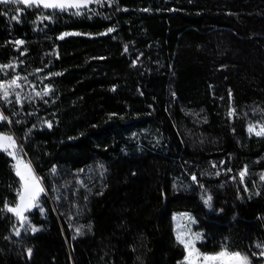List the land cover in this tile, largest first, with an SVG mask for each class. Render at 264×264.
Returning a JSON list of instances; mask_svg holds the SVG:
<instances>
[{"label":"trees","instance_id":"obj_1","mask_svg":"<svg viewBox=\"0 0 264 264\" xmlns=\"http://www.w3.org/2000/svg\"><path fill=\"white\" fill-rule=\"evenodd\" d=\"M75 11L0 3V66L14 65L0 83L50 87L0 99V131L45 189L30 229L14 233L4 205L19 178L0 151V264H178L174 210L193 214L199 251L226 246L262 264L264 136L248 128L264 125V0Z\"/></svg>","mask_w":264,"mask_h":264},{"label":"snow or ice","instance_id":"obj_2","mask_svg":"<svg viewBox=\"0 0 264 264\" xmlns=\"http://www.w3.org/2000/svg\"><path fill=\"white\" fill-rule=\"evenodd\" d=\"M93 2V0H0V3L8 4H23L27 7L32 6H43L44 8L51 9H59L61 11H69L70 9H76L73 12V15L81 14V10L87 8L88 4ZM95 2L99 3L100 0H95ZM19 12L20 9H17ZM44 19H48L49 17H43ZM12 20H17V16H12ZM112 31V29H109ZM63 35H69V33H65ZM63 38V37H60ZM24 43L23 40H16L15 44L20 46ZM14 67V65H3L0 66V71ZM56 75H59L57 73ZM19 86L17 84V80L13 79L9 82L8 87L11 86ZM45 95L48 94V90L46 89L44 92ZM40 95V93H37ZM9 96V91L5 88L4 83H0V99H7ZM20 97L17 93V102H19ZM233 114L232 111L229 112V116ZM7 117L3 116L0 113V120H6ZM50 126V125H49ZM248 131L250 134L254 133L256 136H264V125H249ZM0 151L6 152L13 159L17 160V164L13 167L16 169L17 176L20 177L21 187L17 190L18 202L15 207H10L7 202H5L4 210L7 212L14 213L18 219L21 221L27 222V216L24 215L25 212L30 211L34 207L39 206V197L41 194L45 192L44 187L41 185V182L38 177L32 172L29 165H23L24 171L21 170V165L23 164L17 157V146L16 141L13 136L7 135L4 133H0ZM55 171V169H53ZM246 175V169L241 171L240 176L241 180ZM196 178L193 177V180ZM261 180H264V175H261ZM211 196L205 199L204 203L206 205H210ZM40 211L43 213L44 209L41 208ZM185 216L187 214H184ZM190 219V218H189ZM194 222V221H193ZM38 229L32 228L31 231L36 232ZM79 233V229H77ZM18 234V231H17ZM177 242L182 245L185 251V256L183 261L179 262V264H251V260L248 255L242 254L240 252H232L229 251L225 246L221 248L219 252L208 254L201 253L199 249L196 247V242L203 240V235L201 233H192L190 230L186 233H177ZM257 247H261L257 245ZM31 250L29 249V253ZM255 255V253L253 254ZM260 256H264V249L259 253Z\"/></svg>","mask_w":264,"mask_h":264},{"label":"rangeland","instance_id":"obj_3","mask_svg":"<svg viewBox=\"0 0 264 264\" xmlns=\"http://www.w3.org/2000/svg\"><path fill=\"white\" fill-rule=\"evenodd\" d=\"M57 10H59V9H57ZM65 33H73V31L72 32H65ZM65 33H63V34H65ZM13 79H16L17 80V84L19 85L18 87L15 86V85H13L11 87H8L9 82L11 80H13ZM11 80L8 81V82H5V81L2 82V83L5 84V88L9 91V96L7 97V100L9 98L11 99L12 97H14L17 100V93L19 94V97H20L19 102L23 98H25L27 95L35 96V95H37V93H40V95H37V97L42 98V97L45 96L44 92H45L46 89L48 90V93L50 91V87L49 86L44 85L42 87V89H41L40 87L37 86V84L39 82H37L36 84L34 82L28 83L27 79L26 78H23V77H19V76L15 77L14 76V78H12ZM0 133H4V134L11 135V136L14 137V139L16 141V146H17V149H18V151H17V157H18V159L20 161L23 162V164L21 165V170L24 171L23 165H29L30 168H31V170H32V172L35 174L36 177H38L36 175L35 171H34L33 166L31 165L30 161L26 157V154L23 152L21 146L19 145L18 141L16 140L15 136L11 132H8V131H0ZM12 160H13L12 161V165L13 166L15 164H17V160H15L13 158H12ZM14 171L16 173V169L15 168H14ZM18 178H19V188L18 189H20V187H21V180H20V177L19 176H18ZM17 202H18V197H17L16 203ZM15 205L14 206H11V207H15ZM12 214L15 216V218L17 220V225L14 228V233H17V231L20 232L23 228H25L26 230L27 229H30V224H29V221H28L29 219L28 218H27V222L25 223L24 221H21L20 219H18L14 213H12ZM184 214H187V215L185 216ZM24 215H26V212L24 213ZM195 223L196 222H195V218H194L193 214L191 212L187 211V210H185V211H182V210H174V211L171 212V226H172V231H173L174 239H176L178 232H180V233H186L189 230L192 233H201L202 234V231L201 230H199V231L196 230ZM176 241H177V239H176ZM198 243H199V241L196 242V247H197V244ZM182 248H183V246H182ZM257 248L260 249V247H257ZM263 249H264V247H263ZM183 252H184V255L180 259L179 262L183 261V259H184V256H185L184 248H183ZM200 252L201 253H207V252H202V251H200ZM217 252H219V251H217ZM232 252H234V251H232ZM213 253H216V252H213ZM213 253H208V254H213ZM261 258H262V261H263L262 264H264V256H262Z\"/></svg>","mask_w":264,"mask_h":264}]
</instances>
